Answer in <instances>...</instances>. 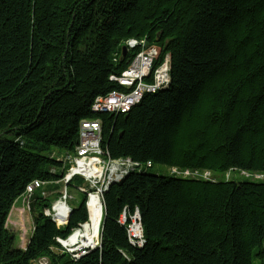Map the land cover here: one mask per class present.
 Wrapping results in <instances>:
<instances>
[{
    "label": "trees",
    "instance_id": "trees-1",
    "mask_svg": "<svg viewBox=\"0 0 264 264\" xmlns=\"http://www.w3.org/2000/svg\"><path fill=\"white\" fill-rule=\"evenodd\" d=\"M129 39L157 47L158 65L169 55L170 83L126 113L98 111L125 90L111 76L141 50ZM85 120L140 167L104 194L102 245L75 261L57 237L87 219L85 201L63 227L45 209ZM232 170L264 174V0H0V264L264 262V180ZM200 171L211 176L186 175ZM34 179L53 184L31 197L23 248L7 221ZM126 208L142 245L120 222Z\"/></svg>",
    "mask_w": 264,
    "mask_h": 264
},
{
    "label": "built area",
    "instance_id": "built-area-1",
    "mask_svg": "<svg viewBox=\"0 0 264 264\" xmlns=\"http://www.w3.org/2000/svg\"><path fill=\"white\" fill-rule=\"evenodd\" d=\"M127 46H141L140 52L134 57L127 69L121 75H112L111 79L117 82L125 90H113L106 96H100L93 105H104V112L126 113V102L132 95L137 93L138 88L144 84L163 83L166 80L168 55L165 56L161 64L158 65L159 50L155 46H149L145 40L129 39ZM79 145H102V131H98L97 120L82 121L78 143L74 149L65 152L60 158L64 163V174L62 178L55 182L60 185L59 192L55 195L49 206L45 209V214L49 215L56 206H71L69 201L73 196L63 197V189H69V185L76 187V191L85 196L87 208V219L73 228L66 237H57L62 252L68 254L73 260L77 261L86 256L90 251L98 249L102 245V222L104 216V191L108 188L112 179H121L122 176L116 175V168H139V163L131 158H113L104 148V154L97 157H82L76 154V147ZM105 168H114V176L106 181V188H99V180H102V172ZM81 179L82 184H75V179ZM39 180H32L21 196L23 203L30 209V201L33 194L42 191L48 194L47 187L53 182L46 181V188H39ZM73 212V208H72ZM126 208L121 216L120 222L126 225L129 240L139 245L141 233L136 222V215L133 212L128 218ZM71 217V216H70ZM70 217H64L58 226H67ZM35 264H49V259L45 256L38 258Z\"/></svg>",
    "mask_w": 264,
    "mask_h": 264
},
{
    "label": "bare ground",
    "instance_id": "bare-ground-1",
    "mask_svg": "<svg viewBox=\"0 0 264 264\" xmlns=\"http://www.w3.org/2000/svg\"><path fill=\"white\" fill-rule=\"evenodd\" d=\"M171 64L170 57L168 55V67H167V75L166 80L163 83H155V84H144L138 88L137 93L132 95L126 102V112H128L134 105H136L143 98L144 94L148 92H156L164 86H167L170 83ZM96 109L104 112V105H96ZM98 131H102L101 123L98 121ZM76 154L82 155V157H97L104 154V148L99 147L97 145H79L76 147ZM148 166H151V163H148ZM151 168V167H150ZM132 169L128 168H116V175L118 176H126ZM143 170V169H142ZM173 171V170H172ZM172 174V173H171ZM114 176V168H105L104 172H102V180H99V188H106V181L112 179ZM43 180H39V188H46V183ZM69 189H63V197H70ZM136 215V222L139 227V232L141 233V238L139 240V245L144 243L143 239V227L141 223L140 213L138 209L134 211ZM72 214V207L70 206H56L54 210L48 215L54 221L58 223L64 217H70Z\"/></svg>",
    "mask_w": 264,
    "mask_h": 264
},
{
    "label": "rangeland",
    "instance_id": "rangeland-1",
    "mask_svg": "<svg viewBox=\"0 0 264 264\" xmlns=\"http://www.w3.org/2000/svg\"><path fill=\"white\" fill-rule=\"evenodd\" d=\"M154 171H166L168 170L166 168L160 167V166H155L153 167ZM201 172V171H200ZM181 174H183L181 172ZM184 175V174H183ZM187 176H192V175H199L202 177H208L211 176L210 173L208 172H195V173H188L186 174ZM225 178H254V179H263L264 180V174L262 173H250L246 171H241V170H232L228 173H226ZM46 183V181H45ZM44 183V184H45ZM75 184H82L81 179H75L73 181ZM69 193L73 196V199L69 201L71 204L72 208H76L78 205L81 204L84 200V195L82 193L77 192L75 189L76 187L73 185H69ZM12 212L10 213L7 221V226L8 228L13 231L16 234V241L15 244L16 246H21L23 248L26 247L27 243L30 240V236L32 234V231L34 229V222L33 218L30 212V209L28 208L27 204L23 203V198L19 197L13 207H12ZM264 264V262L261 259H256L255 264Z\"/></svg>",
    "mask_w": 264,
    "mask_h": 264
},
{
    "label": "water",
    "instance_id": "water-1",
    "mask_svg": "<svg viewBox=\"0 0 264 264\" xmlns=\"http://www.w3.org/2000/svg\"><path fill=\"white\" fill-rule=\"evenodd\" d=\"M123 48H124V50L127 49L126 46H124ZM125 177H126V176L122 177L121 179H112L111 182H110V184H109V186H108V188L104 191V193H106V192L109 190V188H110V186H111L112 184L121 181V180L124 179ZM73 210H74V208H73ZM104 220H105V219H104Z\"/></svg>",
    "mask_w": 264,
    "mask_h": 264
},
{
    "label": "crops",
    "instance_id": "crops-1",
    "mask_svg": "<svg viewBox=\"0 0 264 264\" xmlns=\"http://www.w3.org/2000/svg\"><path fill=\"white\" fill-rule=\"evenodd\" d=\"M13 209V208H12ZM12 212V211H11Z\"/></svg>",
    "mask_w": 264,
    "mask_h": 264
}]
</instances>
